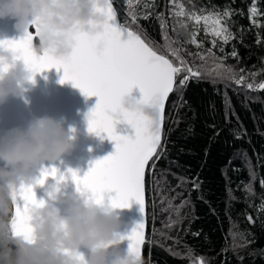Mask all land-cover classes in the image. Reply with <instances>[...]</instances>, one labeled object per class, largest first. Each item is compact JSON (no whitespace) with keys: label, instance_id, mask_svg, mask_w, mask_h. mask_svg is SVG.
I'll return each instance as SVG.
<instances>
[{"label":"trees","instance_id":"1","mask_svg":"<svg viewBox=\"0 0 264 264\" xmlns=\"http://www.w3.org/2000/svg\"><path fill=\"white\" fill-rule=\"evenodd\" d=\"M113 4L121 24L131 23L130 12H135L137 21L131 24L132 29L155 46L165 43L157 18L163 13L168 35L175 41L172 46L180 48L185 60L203 74V79L188 83L183 92L186 105L179 113L173 108L178 93H171L167 100L163 126L167 159L158 162L154 175L146 171L147 231L142 264H199V260L203 264H264V212L260 211L264 203L260 184L264 179V90L257 87L264 84V0H177L187 13L211 14L213 18L219 14L233 36L227 44L214 37L210 25L206 31L203 21L196 24L187 15L175 16L179 9L171 0H113ZM193 33L202 47L186 43ZM234 51L235 57L231 55ZM200 55L206 59L202 61ZM221 61L235 73V79L244 77L242 85L229 78L231 73L216 74ZM226 98L230 101L227 119ZM177 119L181 121L178 125L174 123ZM234 131L242 133V138L236 139ZM180 147L185 154H179ZM168 160L178 161L180 166L169 165ZM172 173L189 178L198 175L202 186L200 191L191 192L190 204L181 212L186 217L183 222L169 226L170 219H177L176 206L189 198L186 189L191 187L176 188L178 180ZM248 184L252 193L244 191ZM180 191L183 197H177ZM248 215H252L254 225ZM230 229L247 235L251 246L234 252ZM197 232L199 236L193 235ZM237 242H242L239 235ZM237 252L244 258L242 262Z\"/></svg>","mask_w":264,"mask_h":264},{"label":"snow or ice","instance_id":"2","mask_svg":"<svg viewBox=\"0 0 264 264\" xmlns=\"http://www.w3.org/2000/svg\"><path fill=\"white\" fill-rule=\"evenodd\" d=\"M171 4L179 9L174 12L175 16L187 15L196 24L203 21L206 31L210 25L214 37L221 39L223 43L227 44L233 38L219 14L215 18L211 14L200 16L187 13L182 4H177V0H171ZM97 10L108 17V22L103 30L96 34L77 30L73 34L72 52L66 57L58 58L47 51L37 54L33 50L34 36L37 37L39 34V26L35 24L34 32H27L19 39L0 40V45L11 49L16 58L23 62L29 72V81L34 82L35 74L55 68L58 72L62 71L63 73L60 77L61 83L70 81L86 97L95 96L98 98L94 107L86 114L88 131L97 136H100L101 133L105 134L108 139L115 142L114 151L93 161L83 176H79L77 171L72 169L67 171L70 173L76 190L82 194L90 193L97 203H103L104 194L113 191L115 196L110 198V205L114 208H126L129 206V200L135 199L139 204L141 221L126 237L121 236L120 239L126 238L129 241V253L140 260L141 246L145 243L146 171L148 175H154L158 162L162 158L167 159V144L163 130L166 101L170 93H178V99L174 102L173 108L179 113V109L186 105L183 92L188 83L192 80L203 79V74L199 67L194 68L185 60L180 48L172 46L175 41H172L168 35L163 13H160L157 18L161 20L162 38L165 43L163 46H155L151 42H146L136 30L132 29L131 24L137 21L135 12H130L131 23L117 24L115 23L117 9L113 7V0H104L103 7ZM251 11L255 13L256 9L252 8ZM224 15L230 16L231 13ZM144 18H148V16ZM110 21L112 22L110 23ZM186 43L196 45L198 48L202 47L195 33ZM212 44L214 47L216 46V39H213ZM161 47L164 52L161 51ZM220 50L223 52V48ZM207 51L209 55H213L211 49ZM169 55L172 59L169 58ZM189 55L195 54L189 53ZM231 55L235 57L237 53L234 51ZM199 58L202 61L206 59L203 55H200ZM216 68L218 69L217 75L231 73L229 78L234 79L236 84L244 83V77L241 75L239 79H235V73H232L230 68H225L222 61L216 65ZM178 77L182 78L178 79ZM134 86L138 87L141 93L139 102L149 104L156 109L155 118L146 117L140 112L120 109V97L131 92ZM247 87L254 89L253 84H248ZM257 87L259 90H264V84ZM229 107L230 101L226 98V119ZM116 111L121 113L119 120L113 118V113ZM117 122H125L130 125L134 129V136L118 135L115 131ZM180 122L179 119L174 121L177 125ZM187 131L191 133L193 128L189 126ZM233 134L236 139L242 138L243 135L236 131ZM215 135L218 136L219 132H216ZM178 152L185 154V149L180 147ZM244 158L247 159L246 152ZM168 163L180 166L178 161L168 160ZM229 164H231V160ZM57 171L55 167L42 168L40 177L36 179L35 183L43 185L48 176L56 177ZM172 175L178 180L176 188H182L183 185L191 187L186 189L189 198L181 199L180 204L176 206L177 219L174 221L170 219L169 226L183 222L186 217L182 216L181 212L190 204L191 192L200 191L202 186L198 175L190 178L176 176L175 173ZM249 175L254 181L255 173L252 171L250 163ZM64 179L65 176L61 173L58 180L63 181ZM260 184L264 188V179L260 181ZM244 191L252 193V185H246ZM229 195H231V190H229ZM177 197H183V191L177 192ZM18 198L23 201V205L16 202L17 194H14L16 217L13 226L27 237L30 232V225L27 223V209L29 205L43 203V200L36 199L31 183L21 185ZM169 203L171 205V201ZM260 211L264 212V203H262ZM247 219L250 224H255L252 215H248ZM193 235L199 236V233H193ZM229 235L232 238L231 248L234 252L251 246V241L244 233L237 234L230 229ZM238 235L242 242H237ZM238 258L241 262L244 259L239 255ZM201 264H203V260H201Z\"/></svg>","mask_w":264,"mask_h":264},{"label":"clouds","instance_id":"3","mask_svg":"<svg viewBox=\"0 0 264 264\" xmlns=\"http://www.w3.org/2000/svg\"><path fill=\"white\" fill-rule=\"evenodd\" d=\"M103 5L104 0H0V19L12 20L22 36L38 25L33 50L60 58L72 52L77 30L92 34L103 30L108 17L97 10ZM28 76L15 53L0 45V102L22 96ZM119 107L146 117L157 115L154 107L140 103L130 92L120 97ZM120 115L116 111L113 118L119 120ZM71 147L70 130L51 116H34L24 126L0 130V264H141L128 249L120 248L117 208L76 189L58 195L57 177L51 176L49 198L29 205L27 237L14 228V194L18 198L21 185L30 184L25 181L31 180L38 165L59 160Z\"/></svg>","mask_w":264,"mask_h":264},{"label":"water","instance_id":"4","mask_svg":"<svg viewBox=\"0 0 264 264\" xmlns=\"http://www.w3.org/2000/svg\"><path fill=\"white\" fill-rule=\"evenodd\" d=\"M115 23L120 24L118 14H116ZM21 36L22 34L14 29L12 20L0 19V39H19ZM35 39L37 37L34 36ZM18 66L22 67L23 65L21 63ZM62 74V71L58 72L55 68L37 73L34 76V82H26L25 91L22 96H9L6 100L0 102V130L13 126H24L34 116H51L60 121L65 129L71 132V149L55 162H44L42 165H38L33 170L31 180L25 181L33 185L37 200L49 198V186L53 183L51 176L45 179L43 185L35 183L36 179L40 177L42 168H57V178L61 173L64 174L65 179L61 181L57 194H66L76 189L75 184L71 180L70 173L67 171L68 169L75 170L79 176H83L93 161L114 151L115 142L108 139L105 134L101 133L100 136H97L95 133L88 131L86 114L94 107L98 98L95 96L86 97L70 81L61 83L60 77ZM130 94L137 99L141 96L139 88L135 86L132 88ZM115 131L121 136H134V129L125 122H117ZM114 196V191L106 192L103 204L111 206L110 198ZM17 203L21 206L23 205V201L19 200V198H17ZM116 211L119 213L121 220V236L126 237L141 221L139 204L132 198L129 200L128 207L117 208ZM146 213L145 194V238L147 231ZM128 243L129 241L126 238L121 240V250H127ZM142 247L143 245L141 246L140 255L141 264ZM81 251L86 253L88 250L82 248ZM198 262L201 264L200 260Z\"/></svg>","mask_w":264,"mask_h":264}]
</instances>
